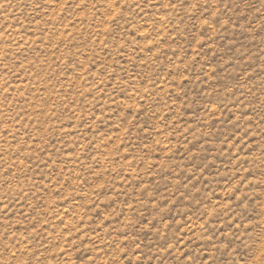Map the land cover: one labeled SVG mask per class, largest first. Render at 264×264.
<instances>
[{"label":"rangeland","instance_id":"1","mask_svg":"<svg viewBox=\"0 0 264 264\" xmlns=\"http://www.w3.org/2000/svg\"><path fill=\"white\" fill-rule=\"evenodd\" d=\"M0 264H264V0H0Z\"/></svg>","mask_w":264,"mask_h":264}]
</instances>
